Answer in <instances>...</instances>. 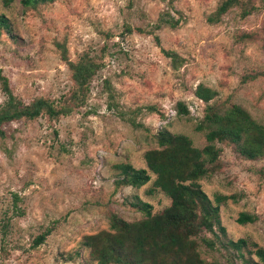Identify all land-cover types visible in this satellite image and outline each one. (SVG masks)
Returning a JSON list of instances; mask_svg holds the SVG:
<instances>
[{
    "label": "rangeland",
    "instance_id": "1",
    "mask_svg": "<svg viewBox=\"0 0 264 264\" xmlns=\"http://www.w3.org/2000/svg\"><path fill=\"white\" fill-rule=\"evenodd\" d=\"M0 15V76L13 96L8 104L0 83V110L42 99L55 111L0 125V264H99L87 242L106 246L113 218L143 220L140 202L161 213L170 198L145 159L162 149L160 131L200 149L205 130L195 127L204 113L234 105L264 129V0H0ZM214 145L217 158L194 182L212 205L215 193L227 198L213 232L203 233L214 248L198 253L224 264L229 240L264 247V144L256 157L228 140ZM119 163L146 169L149 179L122 183ZM190 164L163 179L190 183L180 180ZM239 212L255 218L238 224Z\"/></svg>",
    "mask_w": 264,
    "mask_h": 264
},
{
    "label": "trees",
    "instance_id": "2",
    "mask_svg": "<svg viewBox=\"0 0 264 264\" xmlns=\"http://www.w3.org/2000/svg\"><path fill=\"white\" fill-rule=\"evenodd\" d=\"M31 1L37 0H20V3L28 5ZM162 21L170 27L177 24V21L172 19H162ZM4 24V17L0 15V25ZM154 38L157 41V37ZM161 51L166 56H174L173 52L163 49ZM0 83L8 104H11L13 96L1 76ZM206 92L207 90L200 85L195 89L196 95L203 100L208 98ZM176 104L178 113H186L180 101ZM8 107L9 105H6L0 110V125L13 118L32 119L42 108L52 115L55 113L42 99H36L30 105L12 111H9ZM195 129L205 130L206 144L200 149L192 147L183 135H171L162 131L158 133L157 143L162 149L149 151L145 159L150 170L157 174L154 185L170 198V204L161 213L150 215V205L140 202L145 218L135 223L113 218L111 227L114 233L109 235L111 239L106 246H98L94 242V237L87 242L91 255L99 264H106L108 261L120 264H165L166 259L169 264H218L215 261H203L199 257L198 248L200 245L208 249L214 248L213 240L204 237L203 233L213 232V224L217 223L218 204L224 202L227 197L215 193L214 205H212L194 180L206 175L203 162L212 163L217 158L219 149L215 147V141H231L242 155L256 157L262 153L264 129L255 123L246 111L235 105L222 114L206 111ZM251 129H259V132L253 136L246 135ZM244 134L245 136L241 137ZM187 160L191 162V168L180 177V180L190 179V183L183 184L163 179L165 170L170 169V172L171 169L177 170L175 167L178 163ZM117 167L123 174L124 184L138 187L149 179L144 168H134L128 163H119ZM254 218V215L239 212L235 221L238 224H245L252 222ZM219 229L223 231L222 227ZM44 236L45 233L37 235L32 245L39 244ZM226 244L233 250V254L226 258L224 264H236L233 261L234 257L240 260V264H264V247L258 246L255 242L237 238L227 241ZM243 250H246L248 257L244 255ZM250 255H253L256 261H253Z\"/></svg>",
    "mask_w": 264,
    "mask_h": 264
}]
</instances>
